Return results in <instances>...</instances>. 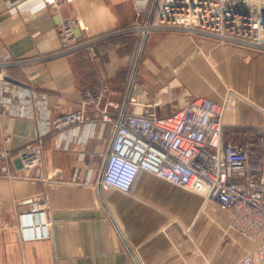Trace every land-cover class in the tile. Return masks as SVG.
I'll use <instances>...</instances> for the list:
<instances>
[{
  "label": "crops",
  "instance_id": "obj_1",
  "mask_svg": "<svg viewBox=\"0 0 264 264\" xmlns=\"http://www.w3.org/2000/svg\"><path fill=\"white\" fill-rule=\"evenodd\" d=\"M69 17L80 18L78 32L90 37L146 16L135 0H0V71L6 72L0 146L15 150L38 134L45 145L44 166L29 175L0 173V264H235L255 243L229 227L230 213L215 200L149 171L130 191L101 187L116 132L102 115L169 114L198 95L229 97L224 139L243 142L246 131L264 123L261 93L251 88L264 81V52L154 30L141 53L144 35L131 31L112 36L95 57L85 48L54 55L61 47L59 21ZM250 62L254 67L247 68ZM236 74L247 84H233ZM84 89L103 91L101 105L88 106L92 122L62 138L52 120L79 108ZM36 202L45 203L51 235L22 238L17 215Z\"/></svg>",
  "mask_w": 264,
  "mask_h": 264
},
{
  "label": "built area",
  "instance_id": "obj_2",
  "mask_svg": "<svg viewBox=\"0 0 264 264\" xmlns=\"http://www.w3.org/2000/svg\"><path fill=\"white\" fill-rule=\"evenodd\" d=\"M44 1L55 5L58 0ZM135 1L138 12L146 17L125 29L83 37L78 32L84 28L80 18H61V47L54 55L85 48L95 57L97 43L116 34L135 31L144 35L154 30L201 34L264 52V0ZM5 76L6 72L0 71V80ZM102 92L84 89L79 108L53 118L52 126L60 137L69 139L80 123L92 122L85 109L100 106ZM231 105L229 97L216 101L198 95L169 114L126 112L112 116L106 111L102 119L112 122L116 132L99 182L104 189L130 191L140 173L149 171L213 199L230 213L229 227L257 244L235 264H264V123L246 131L243 142L225 140L224 114ZM4 139L8 141V134ZM44 146L42 134L15 150L3 143L0 173L29 175L35 167L44 166ZM12 163H17L16 170ZM17 218L22 238L50 237L45 203L36 202Z\"/></svg>",
  "mask_w": 264,
  "mask_h": 264
},
{
  "label": "rangeland",
  "instance_id": "obj_3",
  "mask_svg": "<svg viewBox=\"0 0 264 264\" xmlns=\"http://www.w3.org/2000/svg\"><path fill=\"white\" fill-rule=\"evenodd\" d=\"M138 51H139V46H136V49H135V51H134V57H136L137 56V53H138ZM242 63H244V60H242V62H240V65L238 66V64H237V66H235L236 68L237 67H241L242 68ZM264 65V64H263ZM262 65V67H264ZM249 66H251V67H254V64L252 63V62H250L249 63V65L248 66H246L247 68L249 67ZM261 67V68H262ZM240 77H239V75L238 74H236V76H235V79L232 81V83L233 84H236V85H238V86H241V85H246L247 84V82H245L244 80H240L239 79ZM264 85V81L263 82H261L259 79H256L253 83H252V87L251 88H253V89H255L256 91H257V94H260L261 93V95H260V100H262L263 102H264V87H262ZM234 88V87H233ZM248 88V87H247ZM263 89V90H262ZM231 90V89H230ZM262 123V122H261ZM232 128V127H231ZM231 131H232V129L231 130H229V132L231 133ZM257 244H253V248L252 247H250L249 249L251 250V249H254V248H256L257 246H256Z\"/></svg>",
  "mask_w": 264,
  "mask_h": 264
},
{
  "label": "water",
  "instance_id": "obj_4",
  "mask_svg": "<svg viewBox=\"0 0 264 264\" xmlns=\"http://www.w3.org/2000/svg\"><path fill=\"white\" fill-rule=\"evenodd\" d=\"M146 35H147V34H144V36H143V41H142V44H141L140 53H141V51H142V47H143V44H144V40H145V38H146ZM140 53H139L138 56H140ZM138 59H139V57H138ZM136 65H137V62H136ZM122 115H123V112H122ZM110 150H111V147H110V149H109V151H108V153H107V155H106V158H107V156L109 155ZM105 160H106V159H105ZM104 164H105V162H104ZM103 167H104V166H103ZM102 172H103V168H102Z\"/></svg>",
  "mask_w": 264,
  "mask_h": 264
},
{
  "label": "trees",
  "instance_id": "obj_5",
  "mask_svg": "<svg viewBox=\"0 0 264 264\" xmlns=\"http://www.w3.org/2000/svg\"><path fill=\"white\" fill-rule=\"evenodd\" d=\"M112 40H113V38L111 37V38H109V39H107V40H103V41L97 43V45H96V49H97V51H98L99 47H100L103 43H107V42H110V41H112ZM140 44H141V43H140ZM139 47H140V45H139ZM75 52H76V51H75Z\"/></svg>",
  "mask_w": 264,
  "mask_h": 264
}]
</instances>
